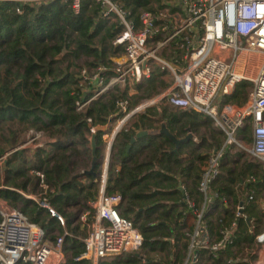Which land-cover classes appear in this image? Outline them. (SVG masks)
Segmentation results:
<instances>
[{
	"label": "trees",
	"instance_id": "16d2710c",
	"mask_svg": "<svg viewBox=\"0 0 264 264\" xmlns=\"http://www.w3.org/2000/svg\"><path fill=\"white\" fill-rule=\"evenodd\" d=\"M117 1L135 20L140 8H151L152 3L161 6V0ZM16 7L12 2H0V157L6 154L0 167V199L39 225L51 241L68 232L63 237L62 264H91L89 259H77L84 252L85 236L77 220L97 193L100 173L98 162L95 176L86 173L92 160L89 127H104L118 118L121 113H116V102L128 97V89L114 86L84 111H77L75 101L83 94L76 84L82 57L88 58L86 67L103 65L105 74L112 75V57L120 48L112 46L111 40L118 27L100 17L92 0H81L77 13L70 0L22 5L21 12ZM163 74L157 67L148 79L135 85L140 95L135 94L130 108L158 92L164 85ZM249 87V81H240L229 94L220 96V104L245 103ZM157 108L133 115L128 127L116 134L106 180V192L120 195L119 214L141 233V247L100 264H182L186 259L187 233L203 204L199 181L209 152L222 146L224 134L204 113L168 105ZM159 116L177 138L190 132L198 135V141L191 138L174 151L173 142L158 132ZM141 130L147 134L130 143ZM249 130L247 124L238 134L246 136ZM36 131H42L47 141L35 148L23 146ZM105 132L99 128L94 134L97 157L102 154ZM243 154L225 149L218 174L209 184L212 201L203 213L211 237L235 223L231 242L215 253L199 249L190 264H251L255 257V236L264 223L252 199L264 188V168ZM37 171L44 176L49 201L63 216L64 226L28 197L41 190ZM211 211L217 213L214 218Z\"/></svg>",
	"mask_w": 264,
	"mask_h": 264
},
{
	"label": "built area",
	"instance_id": "2783aa9c",
	"mask_svg": "<svg viewBox=\"0 0 264 264\" xmlns=\"http://www.w3.org/2000/svg\"><path fill=\"white\" fill-rule=\"evenodd\" d=\"M48 1L0 0L15 3L16 12H21L22 5L37 7ZM92 1L98 6L100 17L118 27L111 44L120 48L122 57L112 60L110 76L105 74L103 65L79 69L76 88L83 96L75 101L76 110L84 111L95 98L114 86L126 87L128 97L117 100L116 113L121 115L113 118V125L105 129L103 135L99 188L89 209L77 220L81 228L88 226L83 238L84 252L77 259L86 258L91 264H100L105 258L140 249L141 233L116 208L120 195L106 192L107 164L116 134L128 127L139 110L163 101L178 109L208 115L224 134L222 146L209 152L199 181L203 204L194 213L193 228L187 233V256L182 263L190 264L195 261L194 255L199 249L215 253L231 242L234 222L221 229L217 237H211L203 219L205 207L212 201L209 184L218 174L225 149L239 150L264 164V0H161V6L152 3L151 8H140L137 20L117 0ZM80 5L81 0H70L75 13ZM164 52L172 56L168 59L163 56ZM255 54L263 55L260 64L251 57ZM157 67L170 76V85L143 104L130 108L135 85L148 79ZM242 80L250 82L245 103L220 104V96L229 94ZM247 124L249 134H238ZM97 129L95 125L89 127V138ZM43 137L42 131L33 132L23 146L35 148L41 145ZM5 157L6 154L0 157V167ZM35 174L39 176L41 190L28 197L64 226L63 216L49 201L43 174L39 171ZM241 208L239 206V210ZM262 215L264 217V205ZM0 216V264L64 262L63 237L67 231L51 241L39 225L30 222L18 209L0 208ZM255 239L253 254L257 258L254 264H264V228Z\"/></svg>",
	"mask_w": 264,
	"mask_h": 264
},
{
	"label": "rangeland",
	"instance_id": "374dc122",
	"mask_svg": "<svg viewBox=\"0 0 264 264\" xmlns=\"http://www.w3.org/2000/svg\"><path fill=\"white\" fill-rule=\"evenodd\" d=\"M163 54V56H165L166 58H170L172 55L171 54H169V53H167V52H164V53H162ZM120 57H122V54H121V52H118L115 56H113L112 57V60L113 59H118V58H120ZM86 60H88V58H86V57H82L81 58V60L79 61V65H82V66H87V65H85L84 64V62L86 61ZM161 79H162V81H163V83H164V85L161 87V86H159V88H158V92L155 94V95H157V94H160L163 90H165L169 85H170V83H171V78H170V76L168 75V74H166V73H164L162 76H161ZM133 93H137L136 91H135V89L133 90ZM138 96L140 95L139 93L137 94ZM155 95H153L152 97H154ZM151 98V97H150ZM150 98H148V99H150ZM132 100V99H131ZM147 99H145V100H140V101H137V105H135V106H138V105H140V104H143L145 101H146ZM164 106H167V104L166 103H164L163 101H160V102H156V103H154V104H151V105H148V106H146V107H144V108H142L141 110H139V112H137V113H144V112H146L149 108H151V107H158L157 108V111H159V109H161L162 107H164ZM169 106V105H168ZM213 126H215V125H213ZM111 126H108V128H110ZM113 128V127H112ZM103 129V128H102ZM107 129V128H106ZM192 139H194V141H198V135H196L194 138H192ZM45 141H46V137L44 136L42 139H40V142L43 144V143H45ZM102 151V150H101ZM235 151H238V150H232V152H235ZM243 153V152H242ZM244 155V157L246 158V159H248L249 161H252V162H256L255 160H253L251 157H249L248 155H246L245 153L243 154ZM101 157V156H100ZM111 158H112V150H111V152H110V155H109V159H108V166H109V164L111 163ZM241 160H243V158H241ZM98 163H99V168L98 169H96L97 171H99L100 173H99V176L96 178V180H97V190H98V188H99V179H100V176H101V174H102V165H100V162H99V160H98ZM102 163V162H101ZM108 166H107V172H108ZM262 167L264 168V164H262ZM107 175H108V173H107ZM107 177V176H106ZM252 178V177H251ZM107 179V178H106ZM253 179L255 180V178L253 177ZM253 179H251V180H253ZM250 180V179H249ZM257 196H255V195H253V201H254V203H255V206H256V208H258V209H260V211L262 212V207H263V205H264V188H262L261 190H260V193L259 194H256ZM227 204H228V202H227ZM11 208V207H10ZM2 209H8V208H6V207H3ZM12 209V208H11ZM14 209V208H13ZM237 212V211H236ZM211 218H214L216 215H217V213H216V211H214V212H212L211 211ZM262 214V213H261ZM90 215V213L87 215H85L84 216V221H86V219L88 218V216ZM81 217V216H80ZM262 217H263V215H262ZM83 220H82V222H84ZM80 222H81V219H80ZM263 223H264V217H263ZM83 229V231H84V234H86L87 232H88V226H86V228H82ZM57 235V234H56ZM58 235H60V234H58ZM57 235V236H58ZM83 239V238H82ZM254 251H255V247H254V249H253ZM137 251H139V250H137ZM258 251V250H257ZM259 252H261V251H259ZM113 258H115V257H112V258H105V259H103V260H111V259H113ZM256 258H257V255H255V257H254V259H253V261H252V263L251 264H254L255 263V260H256Z\"/></svg>",
	"mask_w": 264,
	"mask_h": 264
},
{
	"label": "water",
	"instance_id": "95a60500",
	"mask_svg": "<svg viewBox=\"0 0 264 264\" xmlns=\"http://www.w3.org/2000/svg\"><path fill=\"white\" fill-rule=\"evenodd\" d=\"M161 119H162L161 116H159L158 120L160 121V126H159V129H158V132L161 133V134L166 135L173 142L174 151H177V147L181 143L187 142L190 138H192V134L190 132L187 133V135H185L184 137L177 138L171 132H169L168 128L166 127V123L162 122ZM146 134H147L146 130H141V131L137 132L133 137H131L130 143H133L136 138H139L140 136L146 135ZM90 142H91V149H92V160H91L90 168L86 171V173H92L95 176L96 173L94 172V167H95V164L98 162V160L100 161V158L97 157L96 154H95L94 135L91 136ZM242 203H243V201L240 202V206L242 205ZM239 212H241V209L239 210ZM246 220L248 221L249 219L246 218Z\"/></svg>",
	"mask_w": 264,
	"mask_h": 264
},
{
	"label": "crops",
	"instance_id": "0c3cea01",
	"mask_svg": "<svg viewBox=\"0 0 264 264\" xmlns=\"http://www.w3.org/2000/svg\"><path fill=\"white\" fill-rule=\"evenodd\" d=\"M251 57H253V58H255V63H258V64H260L261 62H262V58H263V55L262 54H255V55H251ZM137 92V91H136ZM138 93V92H137ZM137 93H134L133 95H131V99H133L134 97H135V94H137ZM113 121L111 120L110 121V123L107 125V126H102L101 128H104V129H106V128H108V126H112L113 125V123H112ZM192 138H194V136H193V134H192ZM191 139V138H190ZM194 140V139H193ZM46 141H47V138H46ZM30 148H33V147H30ZM103 155V150H102V154H101V156ZM3 207H8V208H10V206L7 204V202H5V201H3V200H1L0 199V208H3Z\"/></svg>",
	"mask_w": 264,
	"mask_h": 264
},
{
	"label": "clouds",
	"instance_id": "9594fccd",
	"mask_svg": "<svg viewBox=\"0 0 264 264\" xmlns=\"http://www.w3.org/2000/svg\"><path fill=\"white\" fill-rule=\"evenodd\" d=\"M112 121H114V120H112ZM98 127V126H97ZM100 127H98V129H99ZM100 158V157H99ZM100 162V161H99Z\"/></svg>",
	"mask_w": 264,
	"mask_h": 264
}]
</instances>
